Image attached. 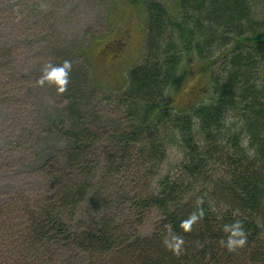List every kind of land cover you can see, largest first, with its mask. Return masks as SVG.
Masks as SVG:
<instances>
[{"label":"trees","instance_id":"16d2710c","mask_svg":"<svg viewBox=\"0 0 264 264\" xmlns=\"http://www.w3.org/2000/svg\"><path fill=\"white\" fill-rule=\"evenodd\" d=\"M128 3L145 39L123 86L96 93L86 47L55 56L65 100L47 130L60 145L35 161L38 195L0 197V264H56L62 251L86 264H264V0ZM193 59L210 97L171 107ZM94 97L121 116L111 133L88 122Z\"/></svg>","mask_w":264,"mask_h":264},{"label":"rangeland","instance_id":"374dc122","mask_svg":"<svg viewBox=\"0 0 264 264\" xmlns=\"http://www.w3.org/2000/svg\"><path fill=\"white\" fill-rule=\"evenodd\" d=\"M144 39L143 12L128 0H0V197L38 195L35 161L60 145L47 130L65 100L52 75L55 56L64 47H86V62L79 57L76 64L90 67L91 82L101 95L123 86L127 70L141 59ZM198 67L194 59L183 60L168 92L171 107L185 109L210 97ZM90 103L86 110L95 111L88 122L96 129L111 133L121 123L120 114L104 102L99 105L94 97ZM176 157L171 151L163 173ZM84 206L89 215V205ZM156 219L150 212L140 232L150 234ZM57 258L56 264H86L75 252L62 251Z\"/></svg>","mask_w":264,"mask_h":264},{"label":"clouds","instance_id":"9594fccd","mask_svg":"<svg viewBox=\"0 0 264 264\" xmlns=\"http://www.w3.org/2000/svg\"><path fill=\"white\" fill-rule=\"evenodd\" d=\"M53 76H56V75H58V73H53L52 74ZM235 235H239L241 238L239 239V240H232L231 238H229V241H228V246L231 248L233 245H243V243H244V239H243V233H242V231H240V232H236V233H234ZM181 242L180 241H176V243H175V245H173V247L175 248V249H177L178 250V248H179V244H180Z\"/></svg>","mask_w":264,"mask_h":264}]
</instances>
